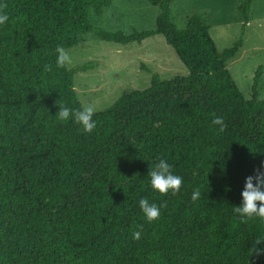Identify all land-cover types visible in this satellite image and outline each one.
<instances>
[{
	"label": "trees",
	"instance_id": "trees-1",
	"mask_svg": "<svg viewBox=\"0 0 264 264\" xmlns=\"http://www.w3.org/2000/svg\"><path fill=\"white\" fill-rule=\"evenodd\" d=\"M175 1L148 0L160 8L155 29L127 35L92 25L91 10L102 16L113 0H0L9 17L0 26V264H264V221L232 212L264 161L260 71L247 100L228 69L243 38L219 52L201 16L176 26ZM252 2L239 6L243 34ZM87 33L121 45L161 35L188 74L153 76L94 113L85 133L54 116L58 105L83 106L74 75L95 62L58 68L55 49ZM159 158L183 178L175 195L149 187ZM141 197L166 202L151 223Z\"/></svg>",
	"mask_w": 264,
	"mask_h": 264
},
{
	"label": "rangeland",
	"instance_id": "rangeland-1",
	"mask_svg": "<svg viewBox=\"0 0 264 264\" xmlns=\"http://www.w3.org/2000/svg\"><path fill=\"white\" fill-rule=\"evenodd\" d=\"M243 0H176L172 17L179 29L188 20L202 17L219 52L231 48L243 38L237 56L228 62L235 82L245 99L253 98L255 77L259 73L257 98L264 99V0H253L250 21L245 27L239 10ZM160 8L148 0H113L102 16L91 10L92 25L98 29L123 32L127 35L155 29ZM71 56L68 68L95 62L93 69L74 75L77 97L83 106L92 105L105 111L125 93L151 86L153 76L170 80L188 74L174 49L164 37L156 35L142 44L121 45L99 39L93 33L79 37L78 44L67 49Z\"/></svg>",
	"mask_w": 264,
	"mask_h": 264
},
{
	"label": "clouds",
	"instance_id": "clouds-1",
	"mask_svg": "<svg viewBox=\"0 0 264 264\" xmlns=\"http://www.w3.org/2000/svg\"><path fill=\"white\" fill-rule=\"evenodd\" d=\"M8 19V14L3 10V5H0V26L5 25ZM55 52V64L58 68L71 63V56L63 46L57 45ZM44 70L51 71V66L45 64ZM95 111L96 109L92 105L79 108L58 105V110L54 117L60 122L71 121L78 125L79 129L83 132L90 133L95 129L97 124V121L93 118ZM211 123L219 125L217 131H222L225 127L224 117L222 116L215 117ZM147 176L149 178V187L160 195H167L168 193L175 195L180 191L183 181L182 176L172 171V165L165 158H159L151 169L148 170ZM200 195L201 193L198 189L193 190L191 198L192 200H196ZM240 196L241 202L239 205L232 206V212L237 214L242 221L252 218H259L261 221H264V161H261L260 168L255 169L252 175L245 177ZM138 204L144 219L149 223L158 219L161 209L166 206V202L162 201L158 205L147 197H141ZM142 227V225L138 226V228ZM140 236L141 232L139 230L132 232V239L138 240ZM260 242V240H257L255 245Z\"/></svg>",
	"mask_w": 264,
	"mask_h": 264
}]
</instances>
